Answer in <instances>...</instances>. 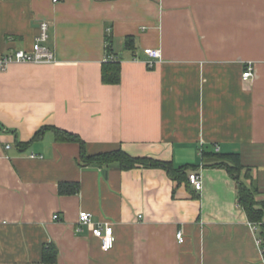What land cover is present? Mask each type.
<instances>
[{
  "label": "crops",
  "instance_id": "0c3cea01",
  "mask_svg": "<svg viewBox=\"0 0 264 264\" xmlns=\"http://www.w3.org/2000/svg\"><path fill=\"white\" fill-rule=\"evenodd\" d=\"M42 20L56 61L0 72V124L14 131H0V264H264L236 182L201 165L203 150L238 152L264 199V0H0V55L32 51ZM109 45L116 84L102 80ZM148 47L162 51L153 67ZM44 126L78 134L89 154L198 165L202 189L160 168L82 165L80 143L51 130L17 148ZM82 210L113 225L112 249Z\"/></svg>",
  "mask_w": 264,
  "mask_h": 264
},
{
  "label": "trees",
  "instance_id": "16d2710c",
  "mask_svg": "<svg viewBox=\"0 0 264 264\" xmlns=\"http://www.w3.org/2000/svg\"><path fill=\"white\" fill-rule=\"evenodd\" d=\"M108 42L111 44V39L108 36ZM126 46L135 51V39L132 36L126 38ZM108 56L111 55V46H108ZM102 80L104 83L116 84L121 80V63L120 59L107 60L102 67ZM47 130H51L55 134L56 140L75 141L80 143V162L82 165H97L109 166L117 165L121 170H130L133 168H160L167 172L169 177L178 183H186L187 187L190 186L189 171L197 169L199 166L195 164H182L176 165L173 161H164L151 157H136L128 154L122 148L114 150L89 154L87 153L86 146L82 138L75 133L62 130L54 126H44L39 129L32 140L23 142L18 138L16 139L17 148L26 150L36 139L42 138ZM0 131H11L0 124ZM202 163L205 168H224L229 175L236 182L238 202L245 210L248 219L252 223L261 222L260 235L264 237V199L260 198V191L258 185L255 183L252 175L251 168L242 163L241 156L238 152L220 153L216 151H201ZM251 181V183H247ZM79 189L77 183H62L60 191L62 193H76ZM193 197L199 198V194L194 193ZM49 247V248H48ZM46 247L43 260L45 262L53 263L57 259V249L54 244Z\"/></svg>",
  "mask_w": 264,
  "mask_h": 264
},
{
  "label": "built area",
  "instance_id": "2783aa9c",
  "mask_svg": "<svg viewBox=\"0 0 264 264\" xmlns=\"http://www.w3.org/2000/svg\"><path fill=\"white\" fill-rule=\"evenodd\" d=\"M57 1V0H55ZM49 22L42 20L39 23V33L35 38L32 51L26 50H14L9 51L5 54L0 55V72L8 70L13 63H25V62H36V63H52L56 61L55 53L47 46L46 42L49 38ZM144 52L150 57L148 66L153 67L156 60L162 57V51L158 48H145ZM118 57L111 55L106 57L107 60H117ZM256 69L253 62L246 63L245 70L243 71V79L250 81L255 77ZM10 145L7 146L9 148ZM216 151H219V147H216ZM43 157L42 154L31 153V157ZM189 180L195 186L197 190L202 189L201 176L198 172L192 171L189 173ZM57 218V215H55ZM252 223V222H251ZM80 224L90 225L93 235L100 239L101 247L105 251L112 249L116 242V236L114 233V227L110 222L94 223L92 214L89 211L82 210L80 212ZM254 230L261 229V222L252 223ZM81 227H77L76 231H80ZM177 238L180 242L184 241L183 232L177 233ZM257 243L261 246L262 252L264 253V237L260 236L257 239Z\"/></svg>",
  "mask_w": 264,
  "mask_h": 264
},
{
  "label": "rangeland",
  "instance_id": "374dc122",
  "mask_svg": "<svg viewBox=\"0 0 264 264\" xmlns=\"http://www.w3.org/2000/svg\"><path fill=\"white\" fill-rule=\"evenodd\" d=\"M247 183H251V181H247Z\"/></svg>",
  "mask_w": 264,
  "mask_h": 264
}]
</instances>
